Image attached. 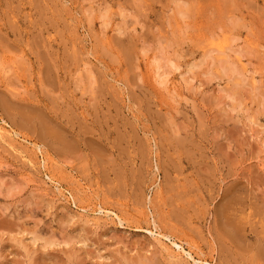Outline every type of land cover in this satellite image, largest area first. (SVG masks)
Returning <instances> with one entry per match:
<instances>
[{
	"label": "rangeland",
	"instance_id": "374dc122",
	"mask_svg": "<svg viewBox=\"0 0 264 264\" xmlns=\"http://www.w3.org/2000/svg\"><path fill=\"white\" fill-rule=\"evenodd\" d=\"M140 263L264 264V0H0V264Z\"/></svg>",
	"mask_w": 264,
	"mask_h": 264
},
{
	"label": "bare ground",
	"instance_id": "6f19581e",
	"mask_svg": "<svg viewBox=\"0 0 264 264\" xmlns=\"http://www.w3.org/2000/svg\"><path fill=\"white\" fill-rule=\"evenodd\" d=\"M218 51H219V53H221L222 54V52H223V49H222V47H218ZM232 205V204H231ZM229 231V230H228ZM177 248V247H176ZM179 249L178 250H181L182 251V249H181V247H178ZM178 255H180L179 253H178ZM187 256L190 258V259H192L191 258V256H190V254H189V252L187 253ZM205 262V261H204ZM141 264V263H140Z\"/></svg>",
	"mask_w": 264,
	"mask_h": 264
}]
</instances>
